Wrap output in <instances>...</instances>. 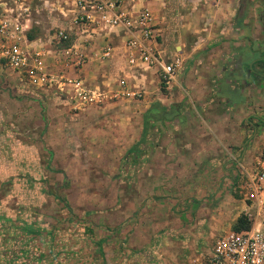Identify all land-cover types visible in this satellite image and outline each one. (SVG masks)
Here are the masks:
<instances>
[{"label":"rangeland","instance_id":"obj_1","mask_svg":"<svg viewBox=\"0 0 264 264\" xmlns=\"http://www.w3.org/2000/svg\"><path fill=\"white\" fill-rule=\"evenodd\" d=\"M30 5L28 34L54 49L49 39L70 22L69 0ZM145 75L148 99L168 92ZM141 99L76 110L66 94L34 89L0 63V235L30 228L76 264H187L233 230L252 157L221 168L226 153L210 111L182 109L180 118Z\"/></svg>","mask_w":264,"mask_h":264},{"label":"crops","instance_id":"obj_2","mask_svg":"<svg viewBox=\"0 0 264 264\" xmlns=\"http://www.w3.org/2000/svg\"><path fill=\"white\" fill-rule=\"evenodd\" d=\"M124 2L133 9L141 5L150 9L157 30L156 51L168 57L181 55L180 67L168 84V92L148 99L145 73L152 76L157 73L146 70L139 74L126 64L123 48L126 32L119 28L85 31L88 26L71 28V38L78 42L88 40L80 43L85 63L76 75L87 86H96L104 92L102 102L141 97L143 107L154 101L159 106L176 109L180 118L182 109L210 111L209 123L218 125L213 134L217 135L219 151L226 153L221 168L250 164L264 137V0ZM32 24L30 17L25 39L31 45L45 46V42L40 43L35 37L27 38ZM70 27L69 22L60 28ZM105 45L111 47V52L102 58ZM59 66V61L53 62L54 70ZM121 79L125 82L123 88L119 86ZM123 89L137 91L139 95L109 98ZM228 91L234 92L235 97L228 99ZM185 122L189 124L188 120ZM211 141L215 139L212 137ZM9 227L6 230L10 233L0 235V264H76L74 258L66 260L59 247L51 246L52 238L33 233L30 228L18 232L17 226Z\"/></svg>","mask_w":264,"mask_h":264},{"label":"built area","instance_id":"obj_3","mask_svg":"<svg viewBox=\"0 0 264 264\" xmlns=\"http://www.w3.org/2000/svg\"><path fill=\"white\" fill-rule=\"evenodd\" d=\"M125 0H69L70 28H57L49 41L56 46L31 45L24 37L31 12L30 0H0V63L17 74L20 81L34 89L66 94L71 107L80 110L99 105L105 94L98 87H89L76 75L85 63L81 41L70 37L71 28L116 29L126 32L123 40L126 64L131 68L153 70L160 82L168 85L180 67L181 55L166 56L155 50L157 30L150 9L141 5L133 9ZM143 2L144 0H140ZM111 47L105 45L101 57L106 58ZM59 61L50 69L47 60ZM123 88L125 82L119 81ZM138 96L139 92L113 93ZM242 188L243 209L247 226L238 231L227 230L216 237L200 258H189L187 264H264V137L251 163L244 170ZM118 264H145L140 260L122 258Z\"/></svg>","mask_w":264,"mask_h":264},{"label":"trees","instance_id":"obj_4","mask_svg":"<svg viewBox=\"0 0 264 264\" xmlns=\"http://www.w3.org/2000/svg\"><path fill=\"white\" fill-rule=\"evenodd\" d=\"M31 37H32V36H31L30 34H27V38H31ZM156 105L159 107L158 104H156ZM59 172H62V171L59 170ZM63 178H65V176H63ZM60 201H61L62 205L67 209V213H68V215H69L70 217H75V216L71 213L70 208L67 206V204H66L64 201H62V200H60ZM190 201H191V202H194L193 199L190 200ZM246 226H247V223H246V220H245L244 216H243L242 214H239V216L236 218L234 224L232 225V229L235 230V231H238V230H240V229H242V228H245ZM115 230H116V227H115V228H112L110 231H111V232H115Z\"/></svg>","mask_w":264,"mask_h":264},{"label":"flooded vegetation","instance_id":"obj_5","mask_svg":"<svg viewBox=\"0 0 264 264\" xmlns=\"http://www.w3.org/2000/svg\"><path fill=\"white\" fill-rule=\"evenodd\" d=\"M259 1V0H258Z\"/></svg>","mask_w":264,"mask_h":264}]
</instances>
